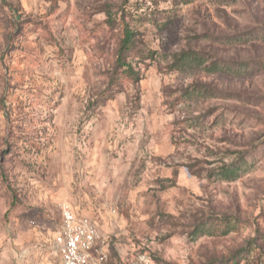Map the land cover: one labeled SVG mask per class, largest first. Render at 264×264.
<instances>
[{
  "label": "rangeland",
  "instance_id": "1",
  "mask_svg": "<svg viewBox=\"0 0 264 264\" xmlns=\"http://www.w3.org/2000/svg\"><path fill=\"white\" fill-rule=\"evenodd\" d=\"M64 203L100 264H264V0H0V264Z\"/></svg>",
  "mask_w": 264,
  "mask_h": 264
},
{
  "label": "built area",
  "instance_id": "2",
  "mask_svg": "<svg viewBox=\"0 0 264 264\" xmlns=\"http://www.w3.org/2000/svg\"><path fill=\"white\" fill-rule=\"evenodd\" d=\"M101 240L92 220L76 216L69 204L61 206V225L54 244L62 264H100L104 255L97 253L94 259V252Z\"/></svg>",
  "mask_w": 264,
  "mask_h": 264
},
{
  "label": "trees",
  "instance_id": "3",
  "mask_svg": "<svg viewBox=\"0 0 264 264\" xmlns=\"http://www.w3.org/2000/svg\"><path fill=\"white\" fill-rule=\"evenodd\" d=\"M135 48V35L127 27L123 29V36L120 40L119 47L116 53L115 68L113 72L112 79L120 71L134 81L138 79V74H136L128 62V58L132 56L133 49ZM233 174V172H230Z\"/></svg>",
  "mask_w": 264,
  "mask_h": 264
}]
</instances>
